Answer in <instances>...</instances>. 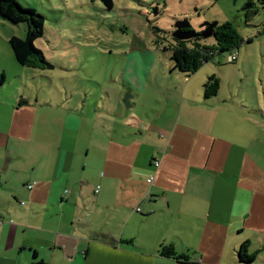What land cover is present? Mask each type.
Wrapping results in <instances>:
<instances>
[{"label":"crops","instance_id":"obj_1","mask_svg":"<svg viewBox=\"0 0 264 264\" xmlns=\"http://www.w3.org/2000/svg\"><path fill=\"white\" fill-rule=\"evenodd\" d=\"M129 56L108 105L87 115L52 92L23 105L0 95V264L239 263L250 230L264 232L242 222L238 199L253 180L248 107L234 91L205 99L210 72L140 74ZM5 59V80L23 72Z\"/></svg>","mask_w":264,"mask_h":264},{"label":"rangeland","instance_id":"obj_2","mask_svg":"<svg viewBox=\"0 0 264 264\" xmlns=\"http://www.w3.org/2000/svg\"><path fill=\"white\" fill-rule=\"evenodd\" d=\"M17 1L44 15L43 35L34 43L53 68L22 66L20 73L8 68L0 95H17L19 101L21 94L29 98L33 93L35 101L37 94L52 92V98L66 99L81 115L91 113L94 104L108 105V97L122 84L123 71L131 69L132 60L127 58L126 67L124 61L125 57H131L129 54L137 55L134 59L140 74L161 69L169 72L174 61L168 48L175 44L172 32L176 21L188 20L197 33L203 30L205 22H231L243 41L237 48L216 51L199 69L217 76L220 94L234 91L240 105L248 107L241 108L235 118L239 117L242 129H247L254 141L250 154L253 180L241 189L238 199L246 201V205H240L246 227L264 228V0H251L253 4L248 8H245L248 0H113L111 8L105 7L101 0ZM9 28L22 37L27 24H14L0 17L3 63L7 61L6 52L14 60L7 40L12 36L7 34ZM192 42L201 47H216L214 35L195 37L186 44L192 47ZM230 52H237L235 61L227 59ZM256 230L248 233L251 242L248 251L255 254L250 264H264V232ZM226 264L247 263L228 259Z\"/></svg>","mask_w":264,"mask_h":264},{"label":"trees","instance_id":"obj_3","mask_svg":"<svg viewBox=\"0 0 264 264\" xmlns=\"http://www.w3.org/2000/svg\"><path fill=\"white\" fill-rule=\"evenodd\" d=\"M105 7L111 8L113 0H101ZM250 6L253 4L248 0ZM0 17L14 24L26 23L27 30L24 36L12 35L8 39L9 46L15 61L24 67L32 69H51L53 65L44 56L43 51L35 45V40L43 35L45 17L42 13L36 12L32 7H24L17 0H0ZM216 40V47H201L198 43L192 42L189 47L186 43L193 41L189 39H176L175 44L169 47L171 59L174 61L173 68L185 73L195 72L203 62L210 59L216 51L223 52L237 48L243 41L236 27L229 21L217 24L213 31ZM198 37V36H196ZM210 51L211 54H207ZM4 74L0 76V85L4 82ZM220 81L216 75L210 74L203 84V97L205 99L215 96L219 90ZM25 99H20L18 105L26 104ZM249 240L243 241L236 250V257L239 263L250 264L255 259L254 253H249ZM158 253L164 257L173 258L180 262H188L189 255L178 253L171 244H161Z\"/></svg>","mask_w":264,"mask_h":264},{"label":"water","instance_id":"obj_4","mask_svg":"<svg viewBox=\"0 0 264 264\" xmlns=\"http://www.w3.org/2000/svg\"><path fill=\"white\" fill-rule=\"evenodd\" d=\"M250 6L249 3L246 4L245 8H248ZM218 22H205L202 24L203 30L199 33L195 32L193 28L191 27L190 23L188 20L183 19V20H178L175 22V29L172 32V36L176 39H189L193 37H202V38H207L213 35L214 28L217 26ZM132 98L131 95L126 94L124 97V104L126 107L130 106V99Z\"/></svg>","mask_w":264,"mask_h":264},{"label":"built area","instance_id":"obj_5","mask_svg":"<svg viewBox=\"0 0 264 264\" xmlns=\"http://www.w3.org/2000/svg\"><path fill=\"white\" fill-rule=\"evenodd\" d=\"M207 54L209 55V54H211V52L208 51ZM227 59H228L230 62L235 61V60L237 59V52H235V53L230 52V53L227 55ZM158 164H159L158 161H154V165H155V166H158ZM152 180H153V175H150L149 178H147V182H151ZM27 187H28V188H31L32 185L29 184V185H27Z\"/></svg>","mask_w":264,"mask_h":264}]
</instances>
